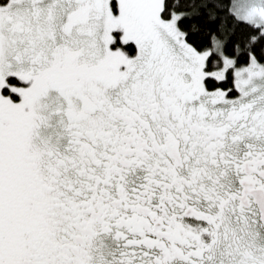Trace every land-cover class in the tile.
<instances>
[{
    "label": "snow or ice",
    "instance_id": "obj_1",
    "mask_svg": "<svg viewBox=\"0 0 264 264\" xmlns=\"http://www.w3.org/2000/svg\"><path fill=\"white\" fill-rule=\"evenodd\" d=\"M0 264H264V0H0Z\"/></svg>",
    "mask_w": 264,
    "mask_h": 264
}]
</instances>
